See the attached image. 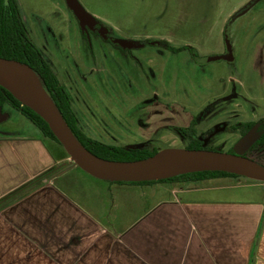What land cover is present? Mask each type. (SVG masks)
Segmentation results:
<instances>
[{"label": "rangeland", "instance_id": "obj_1", "mask_svg": "<svg viewBox=\"0 0 264 264\" xmlns=\"http://www.w3.org/2000/svg\"><path fill=\"white\" fill-rule=\"evenodd\" d=\"M78 1L104 25L110 37L166 40L173 47L192 46L202 56L223 53L228 40L234 56L233 62L213 61L200 69L194 65L189 69L180 65L188 58L185 50L175 62L155 54L152 46L145 47L152 54L147 56L144 47L124 52L105 42L93 41L90 44L95 57L88 65L82 62L81 42L79 48L76 43L75 48L80 50H74L72 59L87 76L84 79L74 64L44 48L35 37L37 19L47 20L54 27L59 24L64 33L69 31V13L62 4L58 0H18L26 29H33L29 33L31 40L53 63L87 136L105 144L129 147L143 142L147 148L162 149L178 142L174 130L185 125L191 115L204 112V116L218 117L220 107L240 114L254 107L256 117L264 115V0ZM232 87L240 99L223 102L232 94ZM4 113L7 117L0 129L27 135L39 132L19 112L5 108ZM104 129L115 130L108 133ZM235 138L225 134L218 143ZM56 147L61 150L59 145ZM58 167L65 169L69 182L83 189L110 184L84 172L67 154ZM233 178L239 179V184L260 183Z\"/></svg>", "mask_w": 264, "mask_h": 264}, {"label": "crops", "instance_id": "obj_2", "mask_svg": "<svg viewBox=\"0 0 264 264\" xmlns=\"http://www.w3.org/2000/svg\"><path fill=\"white\" fill-rule=\"evenodd\" d=\"M62 160L39 132L2 129L0 198ZM65 172L0 211V264H264L263 182L87 190Z\"/></svg>", "mask_w": 264, "mask_h": 264}, {"label": "flooded vegetation", "instance_id": "obj_3", "mask_svg": "<svg viewBox=\"0 0 264 264\" xmlns=\"http://www.w3.org/2000/svg\"><path fill=\"white\" fill-rule=\"evenodd\" d=\"M58 1L60 2V4H62L63 8L66 9V11L69 13V20L71 24L69 31L67 33L66 32L64 33L63 31H61L59 24H57V26L54 27L47 20L37 19L36 28L34 31L35 37L36 39L42 41L43 43L42 46L44 48H48L52 50L54 54L59 53L66 62L70 63V65L74 64V66L77 67L78 70H80L81 68L79 67V64L77 62L76 63L73 62L72 53H74V50L80 47L79 45L81 42L83 43L82 62L83 64L88 63V65H91L93 63L91 57L92 56L95 57V51H93L90 44L93 41L105 42L107 44H110L112 48L115 47L124 50V52H127L126 50L133 48H142V47L145 48L146 46H149V48H151L152 46L153 48H151V50L152 51L154 50L155 54L162 55L164 57L166 56L169 60L171 59L175 62L178 59L180 52L185 50L188 54V58L185 60V62L181 63L180 65L182 67H188L189 69L193 65L195 66L196 69H200L204 65H207V63L209 62L220 61V60L208 61L207 57L224 54L226 53L227 50L225 46V50L223 53L209 54L202 56L199 55L198 51L192 46L185 45L182 47H173L166 40L152 39V38H142V39L134 38L133 40L135 41L130 40L134 42L135 44L134 47L131 48L120 47L119 45L113 43V40L117 38L110 37L108 34V30L99 20H97V18L94 17L96 19V22L93 26L81 27L77 18L73 15L72 11L66 6L65 1L64 0H58ZM26 32L29 40L34 44V42L31 40L29 36V33L33 32V29L32 30L26 29ZM227 42L228 40L226 41V43ZM76 43L78 48H75ZM144 50L146 51L144 55L147 56L152 55L149 54L151 51L150 49L145 48ZM39 51L42 57L51 65L52 69L54 70L53 63L48 58L44 50L40 49ZM231 53H232V60L226 62L234 61L232 48H231ZM81 72L84 75L83 78L85 79L87 76L83 73V71ZM90 72H92V70ZM62 86L67 91L69 95V99L71 101V96L69 94L68 89L64 85ZM235 90L236 88L232 87V94H230L226 98H223L222 101L226 103H231L235 99H240L238 98L239 95L236 93ZM217 112H218L217 114H219L218 117L210 118L204 116V112H203L199 116L191 115L189 116L190 118H186L187 119L185 120L186 124L182 126L180 125L174 130V134L178 142H174L173 144H168L167 147L165 148H183L189 150L206 149V150L221 151V152L236 154L238 153V150L241 148L239 140L248 132L252 131V135L255 136V140L252 142V144H250L247 148H245V150L242 153V156L252 159L264 166V161L258 158L260 157L264 159V115L260 117H256L254 107L253 108L251 107L249 111H245V114L242 113L240 114L237 113L236 111L225 110L224 107H220L217 110ZM77 120L79 127L83 131V128L80 126V120L78 117ZM104 130L107 131L108 133H112L115 129L111 131L106 129ZM225 134L234 135L236 136V138L233 140H229L226 143L224 142L218 143V139H220V136ZM106 145L115 146L126 150H131V149L147 150L150 152H154L152 155H154L159 150L165 149V148L159 149L154 146L147 148L145 147V145H143V142H135L134 144H131L129 147L127 145H112V144H106ZM223 149H227V151H223Z\"/></svg>", "mask_w": 264, "mask_h": 264}, {"label": "trees", "instance_id": "obj_4", "mask_svg": "<svg viewBox=\"0 0 264 264\" xmlns=\"http://www.w3.org/2000/svg\"><path fill=\"white\" fill-rule=\"evenodd\" d=\"M0 57L26 63L37 73L48 95L74 137L92 155L108 161L125 162L144 159L154 153L142 149L126 150L115 146H109L98 140L92 139L81 130L67 91L60 84L51 65L42 57L40 51L27 36L26 26L23 21L18 0H0ZM5 108H11L29 120L39 130V133L49 145V149L54 157L57 160L63 159L66 153L49 129L47 123L34 109L23 103L15 97L8 88L0 84V110L4 112ZM1 132L2 129H0V134ZM54 143L59 145L61 150L58 151L57 145L54 146ZM59 170V167L56 166L45 171L2 196L0 198V211L43 185L44 181L49 180ZM221 176L241 177L222 171L201 170L180 173L156 180H117L107 182L124 185H151L154 183L198 182Z\"/></svg>", "mask_w": 264, "mask_h": 264}, {"label": "water", "instance_id": "obj_5", "mask_svg": "<svg viewBox=\"0 0 264 264\" xmlns=\"http://www.w3.org/2000/svg\"><path fill=\"white\" fill-rule=\"evenodd\" d=\"M64 1L66 6L72 11L73 15L79 21L81 27H91L95 24L96 19L94 18V16L89 14L82 7L78 0ZM113 43L119 45L120 47L127 48L135 46L133 41L123 39H114ZM226 49V53L221 55L209 56L207 57V60L231 61L232 53L231 47L228 42L226 43ZM0 66L13 68L22 73V75H24V77L28 80L32 90V99L34 106H31L23 101L22 102L34 109L39 114V116L47 123L49 129L51 130L55 138L58 140L63 150L69 156L71 162L81 168L84 172L95 178L104 181L131 180L129 179L130 176L136 175L137 173L146 170L147 168L160 161L173 158H183L195 160L207 166L206 169L202 170L227 172L244 177L246 179L264 183V166L242 156V153L245 148H247L255 140V136L252 135V131L248 132L239 140L241 148L236 154L206 149L189 150L183 148H165L159 150L154 155L149 156L147 158L125 162L108 161L96 157L89 153L78 142L87 151V153H89L93 157L106 161L108 163L115 164L114 167L101 168L78 151V149L72 142V139L67 134L64 126L58 121V119L52 112L49 106L50 102L54 105L65 127H67V129L70 131L62 116L60 115L58 109L56 108L55 104L48 95L46 89L44 88L42 81L37 75V73L28 64L13 59H4L0 57ZM6 117L7 115L0 110V123L5 121ZM70 133L74 137L71 131Z\"/></svg>", "mask_w": 264, "mask_h": 264}, {"label": "bare ground", "instance_id": "obj_6", "mask_svg": "<svg viewBox=\"0 0 264 264\" xmlns=\"http://www.w3.org/2000/svg\"><path fill=\"white\" fill-rule=\"evenodd\" d=\"M0 84L8 88L11 93L17 97L19 100L28 103L31 106H34L33 99H32V90L28 80L20 73L19 71L5 66H0ZM49 106L58 119V121L64 126L67 134L72 139V142L78 149V151L86 156L88 159L93 161L101 168H109L114 167L115 164L108 163L106 161L97 159L87 153V151L78 143V141L71 135L70 131L65 127L61 117L57 113L54 105L50 102ZM207 166L204 164L189 159L183 158H173V159H166L160 161L151 167L143 170L136 175H132L129 178L131 180H156L171 177L176 174L190 172V171H197L206 169Z\"/></svg>", "mask_w": 264, "mask_h": 264}]
</instances>
